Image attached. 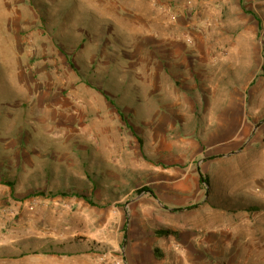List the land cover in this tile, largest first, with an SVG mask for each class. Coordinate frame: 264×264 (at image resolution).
Masks as SVG:
<instances>
[{"label": "rangeland", "instance_id": "obj_1", "mask_svg": "<svg viewBox=\"0 0 264 264\" xmlns=\"http://www.w3.org/2000/svg\"><path fill=\"white\" fill-rule=\"evenodd\" d=\"M263 181L264 0H0V264H264Z\"/></svg>", "mask_w": 264, "mask_h": 264}, {"label": "bare ground", "instance_id": "obj_2", "mask_svg": "<svg viewBox=\"0 0 264 264\" xmlns=\"http://www.w3.org/2000/svg\"><path fill=\"white\" fill-rule=\"evenodd\" d=\"M144 1V0H143ZM142 3H144V2H142ZM141 3V4H142ZM141 7V6H140ZM144 7V6H143ZM95 9V8H94ZM142 9V8H141ZM96 10V9H95ZM140 17H142V16H140ZM169 19H171L170 17H169ZM154 61V60H153ZM160 62H162V61H160ZM154 65V64H153ZM159 67H161V66H159ZM59 83V82H58ZM60 86V85H59ZM29 87V86H28ZM36 87V86H35ZM54 87V86H53ZM57 88V87H56ZM28 89V88H27ZM39 90V89H38ZM57 90V89H56ZM60 90V89H59ZM32 96H33V94H32ZM41 96V95H40ZM122 139V138H121ZM125 144V143H124ZM122 145V144H121ZM118 146V145H117ZM117 151V150H116ZM259 174H260V172H258ZM262 180V179H261ZM258 182V181H257ZM264 182V181H263ZM253 183V182H252ZM241 184V183H240ZM245 184H246V182H245ZM249 185V184H248ZM252 185V184H251ZM240 186V185H239ZM254 186V185H253ZM242 187V186H241ZM243 188V187H242ZM262 192H264V191H262ZM139 243V242H138ZM138 246H139V244H138ZM139 248V247H138ZM137 254V253H136ZM135 254V255H136ZM140 254H141V252H140ZM142 255V254H141ZM139 256V255H138ZM143 257V256H142ZM135 258V257H134ZM140 258V257H139ZM136 260V259H135ZM138 263V262H137Z\"/></svg>", "mask_w": 264, "mask_h": 264}, {"label": "trees", "instance_id": "obj_3", "mask_svg": "<svg viewBox=\"0 0 264 264\" xmlns=\"http://www.w3.org/2000/svg\"><path fill=\"white\" fill-rule=\"evenodd\" d=\"M202 181H203L204 183H205V182H206V183H209V182H208V180H207V178H204V179L202 178ZM88 202H90V203H91V201H89V200H88ZM91 204H92V203H91ZM166 234H169V233H168V232H166Z\"/></svg>", "mask_w": 264, "mask_h": 264}, {"label": "water", "instance_id": "obj_4", "mask_svg": "<svg viewBox=\"0 0 264 264\" xmlns=\"http://www.w3.org/2000/svg\"><path fill=\"white\" fill-rule=\"evenodd\" d=\"M257 127H258V126H257ZM257 127H256V128H257Z\"/></svg>", "mask_w": 264, "mask_h": 264}]
</instances>
